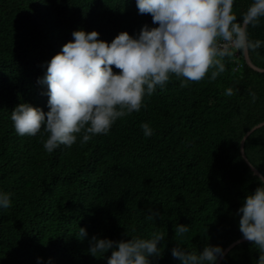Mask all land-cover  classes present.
Instances as JSON below:
<instances>
[{"label": "trees", "instance_id": "trees-1", "mask_svg": "<svg viewBox=\"0 0 264 264\" xmlns=\"http://www.w3.org/2000/svg\"><path fill=\"white\" fill-rule=\"evenodd\" d=\"M252 3L234 0L238 21ZM144 24L155 26L136 0H0V190L12 201L0 209V264H108L111 250L90 252L93 236L121 240L156 232L165 239L153 264H180L172 255L176 246L224 251L244 238L237 209L260 181L240 147L246 132L264 122V72L249 67L239 51L224 59L225 71L214 80V69L201 81L171 74L145 96L140 111L87 142L82 132L71 147L49 153L43 128L35 136L14 128L11 112L19 103L48 111L40 78L73 30H96L111 42L121 31L138 34ZM248 33L264 41V17ZM248 54L264 69V45ZM243 150L264 175V125L244 139ZM150 209L159 216L149 219ZM178 224L189 231L180 235ZM260 254L247 240L220 264H256Z\"/></svg>", "mask_w": 264, "mask_h": 264}, {"label": "clouds", "instance_id": "clouds-1", "mask_svg": "<svg viewBox=\"0 0 264 264\" xmlns=\"http://www.w3.org/2000/svg\"><path fill=\"white\" fill-rule=\"evenodd\" d=\"M233 4L234 0H136L139 13L150 14L155 26L144 24L136 35L121 31L111 42L100 39L96 30H73V39L52 56L40 78L47 85L48 111L19 103L11 112L16 132L35 136L43 128L48 134L44 148L51 153L61 144L71 147L82 132V142L108 134L118 118L140 111L145 96L163 87L171 74L201 81L214 69L210 78L216 79L225 71L226 57L264 45L250 40L248 33L249 25L264 17V0H253L242 21ZM226 91L232 94L231 88ZM142 128L145 136L152 135L149 124ZM258 180L260 186L237 212L243 237L261 253L256 264H264V175ZM11 204V194L0 190V209ZM156 216L158 210L150 209L149 219ZM176 231L183 235L189 227L178 224ZM79 236L86 237L87 230L81 227ZM164 239L162 232L121 240L93 236L90 252L104 256L111 250L108 264H153V258L162 256ZM172 255L180 264H215L223 248L208 244L192 252L176 246Z\"/></svg>", "mask_w": 264, "mask_h": 264}, {"label": "water", "instance_id": "water-1", "mask_svg": "<svg viewBox=\"0 0 264 264\" xmlns=\"http://www.w3.org/2000/svg\"><path fill=\"white\" fill-rule=\"evenodd\" d=\"M243 56H244V59H245L246 64H247L249 67H251L253 70L258 71V72H264V69H261V68L255 66V65L251 62L248 53H247V54H243ZM262 125H264V122H262V123H260V124H257L256 126H254L253 128H251L248 132H246V134L244 135V137H243V139H242V141H241V147H240V152H241L242 157L244 158V160L246 161V163L248 164V166L250 167V169L252 170V172H253L255 175H257L258 177H259V176H262V175H261V173H260V172H259V171H258V170H257V169H256V168H255V167H254V166L248 161V159L246 158V156H245V154H244V150H243V143H244V139H246L247 136H248L252 131H254L255 129L261 127ZM243 241H247V240H246L245 238H241V239H239V240L233 242V243L230 244L229 246H227V247L224 249V251H223V255H221V256L218 258V260H217V262H216L215 264H220L221 261H222V259L224 258V256L228 253V251H229L230 249H232L235 245H237L238 243H241V242H243Z\"/></svg>", "mask_w": 264, "mask_h": 264}, {"label": "built area", "instance_id": "built-area-1", "mask_svg": "<svg viewBox=\"0 0 264 264\" xmlns=\"http://www.w3.org/2000/svg\"><path fill=\"white\" fill-rule=\"evenodd\" d=\"M238 53H239V52H238V51H236V52L234 53V55H235V56H238Z\"/></svg>", "mask_w": 264, "mask_h": 264}]
</instances>
